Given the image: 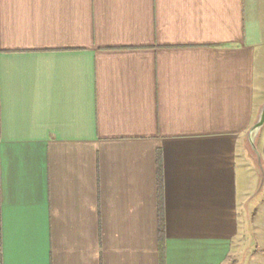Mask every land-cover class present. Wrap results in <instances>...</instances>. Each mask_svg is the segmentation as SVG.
Wrapping results in <instances>:
<instances>
[{
  "label": "crops",
  "instance_id": "0c3cea01",
  "mask_svg": "<svg viewBox=\"0 0 264 264\" xmlns=\"http://www.w3.org/2000/svg\"><path fill=\"white\" fill-rule=\"evenodd\" d=\"M263 106L264 0H0V264H264Z\"/></svg>",
  "mask_w": 264,
  "mask_h": 264
},
{
  "label": "water",
  "instance_id": "95a60500",
  "mask_svg": "<svg viewBox=\"0 0 264 264\" xmlns=\"http://www.w3.org/2000/svg\"><path fill=\"white\" fill-rule=\"evenodd\" d=\"M263 126H264V106L261 110L258 122L252 128L251 135H256L257 133H259V131L262 129Z\"/></svg>",
  "mask_w": 264,
  "mask_h": 264
},
{
  "label": "trees",
  "instance_id": "16d2710c",
  "mask_svg": "<svg viewBox=\"0 0 264 264\" xmlns=\"http://www.w3.org/2000/svg\"><path fill=\"white\" fill-rule=\"evenodd\" d=\"M161 172H162V169H161V163H160V165H159V180H160V194H161V197H162V173ZM161 205H162V203H161ZM163 224L164 223H163V217H162L161 218V239H162V243H163V239H164V228H163Z\"/></svg>",
  "mask_w": 264,
  "mask_h": 264
}]
</instances>
